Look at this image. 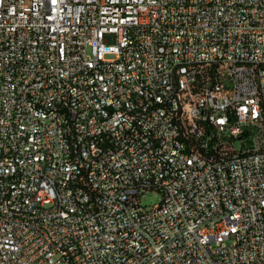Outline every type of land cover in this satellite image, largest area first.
Instances as JSON below:
<instances>
[{
  "label": "built area",
  "instance_id": "1",
  "mask_svg": "<svg viewBox=\"0 0 264 264\" xmlns=\"http://www.w3.org/2000/svg\"><path fill=\"white\" fill-rule=\"evenodd\" d=\"M0 264H264V0H0Z\"/></svg>",
  "mask_w": 264,
  "mask_h": 264
},
{
  "label": "rangeland",
  "instance_id": "2",
  "mask_svg": "<svg viewBox=\"0 0 264 264\" xmlns=\"http://www.w3.org/2000/svg\"><path fill=\"white\" fill-rule=\"evenodd\" d=\"M160 195L155 193H147L141 195V203L142 206H154L159 204L160 202Z\"/></svg>",
  "mask_w": 264,
  "mask_h": 264
}]
</instances>
